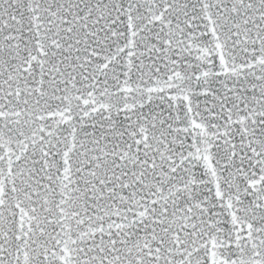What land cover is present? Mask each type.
I'll return each instance as SVG.
<instances>
[{"label": "snow or ice", "instance_id": "6c2138e0", "mask_svg": "<svg viewBox=\"0 0 264 264\" xmlns=\"http://www.w3.org/2000/svg\"><path fill=\"white\" fill-rule=\"evenodd\" d=\"M0 264H264V0H0Z\"/></svg>", "mask_w": 264, "mask_h": 264}]
</instances>
